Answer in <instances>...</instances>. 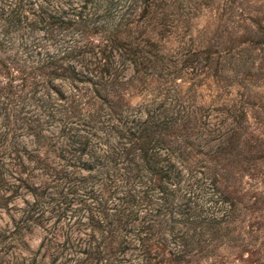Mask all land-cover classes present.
<instances>
[{
    "label": "trees",
    "instance_id": "1",
    "mask_svg": "<svg viewBox=\"0 0 264 264\" xmlns=\"http://www.w3.org/2000/svg\"><path fill=\"white\" fill-rule=\"evenodd\" d=\"M149 7V0H0V68L8 70L2 56L13 63L7 90L28 112L17 110L11 128L0 117V210L9 219L0 223V264H177L209 230L214 215L198 217L217 180L195 155L200 137L214 139L200 121L210 108L197 117L182 95L166 94L143 115L122 105L128 65L132 74L162 75L154 72L163 68L161 50L138 29ZM92 104L115 107L102 140L71 131L64 115L60 133L50 131L57 107ZM19 127L27 141L15 138ZM21 193L29 197L13 217L8 202ZM33 225L43 233L30 248L23 232Z\"/></svg>",
    "mask_w": 264,
    "mask_h": 264
},
{
    "label": "rangeland",
    "instance_id": "2",
    "mask_svg": "<svg viewBox=\"0 0 264 264\" xmlns=\"http://www.w3.org/2000/svg\"><path fill=\"white\" fill-rule=\"evenodd\" d=\"M149 1L138 29L161 50L163 68L157 66L154 72L162 75L132 74L128 65L124 74H131L132 81L122 91V105L138 108L143 115V108L156 107L163 95H182L179 101L185 111L197 117L201 106L210 108L200 121L213 128L214 137L208 142L200 137L202 152L195 155L207 166L206 176L214 175L218 189L212 196L205 195L209 200L201 205L203 214L198 218L207 214L214 219L209 230L196 234L198 239L186 247L185 258L177 264H264V0ZM140 11L137 5L134 15ZM1 60L8 70L0 68V104L7 106L0 107V117H6L11 128L17 110L20 115L28 112L27 107L13 104L7 76L9 69L16 73L9 59L2 56ZM174 67H179L176 74ZM114 108L57 107L50 131L59 132L64 115L71 131H92V140L100 141L116 122ZM13 133L18 140L30 138L22 127ZM7 135L11 137V132ZM194 135L189 137L197 141ZM50 157L55 161L53 154ZM23 197L29 196L21 193L8 202L13 217L19 215L13 207L22 206ZM4 221H9L8 216L0 210V223ZM42 233L41 227L33 225L23 232V239L35 248ZM165 250L161 251L168 257Z\"/></svg>",
    "mask_w": 264,
    "mask_h": 264
}]
</instances>
